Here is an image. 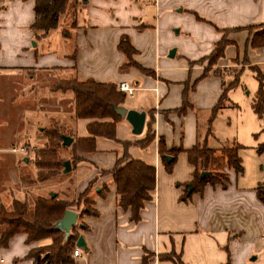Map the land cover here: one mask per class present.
Wrapping results in <instances>:
<instances>
[{
    "label": "crops",
    "instance_id": "0c3cea01",
    "mask_svg": "<svg viewBox=\"0 0 264 264\" xmlns=\"http://www.w3.org/2000/svg\"><path fill=\"white\" fill-rule=\"evenodd\" d=\"M34 4L35 0L0 1V209L43 190L24 186L22 178L35 174L34 162H29L32 157L17 158L9 148L23 146L22 152L29 155L45 146L44 128L56 122L72 125L73 96L60 88L62 80L115 84L127 80L135 90L122 105L146 112L142 133L133 134L130 124L120 119L117 140L97 137L96 151L83 154V161L59 183L61 193L72 190L76 196L93 184L91 207L96 214L77 218V224L86 226L79 229L86 250L78 247L81 255L72 257L73 264H178L161 257L171 252L181 264H264V201L257 190L259 186L264 190V174L240 176L224 164L225 187L206 184L181 199L194 166L181 152L168 171L158 153L159 138L168 149L177 145L189 149L202 136L193 108L207 111L217 103L222 82L214 74L216 68L257 65L264 71V47H249L248 30H236L264 22V0H86L68 31L57 32L56 27L45 35L31 27ZM223 36L229 40L224 54L208 68L204 59ZM123 37L133 48L130 57L119 48ZM185 85L193 86V92H184ZM185 96L192 107L175 112ZM223 108L238 106L227 97ZM94 120L78 119L77 136H90L86 125ZM149 124L154 139L146 147L123 145L143 139ZM212 138L219 148L238 143L229 137L223 142ZM124 153L155 167L152 198L138 222L117 207L116 185L109 173ZM67 187L70 191L64 190ZM50 243V238L28 241L27 234L19 232L0 246V257L7 264H34L27 257L29 251Z\"/></svg>",
    "mask_w": 264,
    "mask_h": 264
},
{
    "label": "trees",
    "instance_id": "16d2710c",
    "mask_svg": "<svg viewBox=\"0 0 264 264\" xmlns=\"http://www.w3.org/2000/svg\"><path fill=\"white\" fill-rule=\"evenodd\" d=\"M75 1L80 5V8L82 6L81 0ZM69 3L70 0H35V20L31 26L32 29L45 35L56 28L60 16L67 10ZM239 29L248 30L249 47H264V22L236 28V30ZM228 43L229 40L225 36L215 43L212 52L205 58L210 66L214 65L223 56ZM119 48L129 57L133 53V48L126 37L121 38ZM245 60L244 58L243 61ZM236 61L235 58L234 64ZM133 65L145 73H150L149 70L136 63H133ZM248 67L254 72L258 81L251 107L256 116L262 121V131H264V71L257 65H249ZM244 68L245 66L242 65L216 68L214 70V74L221 78L222 93L217 103L210 110L207 121L208 126L224 105L228 91L240 84V76ZM226 76L230 77L229 81ZM59 85L62 90L70 91L73 96V110L69 118L72 125L65 126L56 122L43 129L42 134L45 136L46 145L36 152L34 163L36 179L29 175L24 177L33 184L34 181L42 183L52 178L66 176L68 173H63L64 161L69 160L73 169L79 162L83 161V154H91L96 151L95 141L97 137L117 140L116 123L122 118L115 113V108L122 105L126 95L117 90L115 83H101L92 79L80 81L73 78L64 79ZM188 107H192V105L188 103L185 96L182 106L174 111L184 113ZM153 113V110L149 111L151 116ZM80 118L95 119L86 125V130L90 135L88 137H78L76 134L74 123ZM104 118H110L111 120H97ZM210 133V128H206L202 136L198 135V140L189 149H184L181 145L171 146L168 149L163 138L158 140V153L168 171L171 170L172 164L181 152H186L189 163L194 166L193 179L190 182L193 189L188 193L187 184L181 199H185L192 192L202 191L206 184H220L225 187L228 176L223 170L224 164L237 175L243 173L242 159L238 151L241 145L235 143L233 146L211 148L207 144V137ZM62 136L72 138L68 146L63 144ZM153 139L154 133L149 124L143 139L135 142L125 141L123 145L127 147L130 144H138L146 147ZM256 151L258 153L264 152V140L256 146ZM168 155L172 157L170 162L166 161ZM202 172H206V174L201 176ZM109 173L116 185L117 207L122 211H129L130 221L138 222L141 219L140 212L145 203L152 198L151 191L155 185V167L124 153L116 160ZM92 185L90 182L88 187L77 196L72 190L64 194L42 190L31 198L14 200L10 208H1L0 246H5L8 239L19 232L26 233L28 241L50 238L51 243L49 245L30 250L27 257L33 258L34 264H73V249L80 235L79 229H84L86 226L81 222V226L75 225L69 234L65 235L63 231L55 227V223L62 218L66 209L78 211L80 218L85 214H96L91 207L93 202L90 196L93 192ZM70 189V187H67L68 191ZM257 190L259 198L264 201L262 186H259ZM146 259L147 257L144 256V263ZM178 264H181L180 260H178Z\"/></svg>",
    "mask_w": 264,
    "mask_h": 264
},
{
    "label": "rangeland",
    "instance_id": "374dc122",
    "mask_svg": "<svg viewBox=\"0 0 264 264\" xmlns=\"http://www.w3.org/2000/svg\"><path fill=\"white\" fill-rule=\"evenodd\" d=\"M75 2H76L75 0H70L67 10L60 16L59 23L57 26L58 27L57 32H59L61 28L63 31H68L70 29V25L74 24V18H76L77 16L76 9H78L80 6ZM35 40L42 41L43 39L40 38ZM50 44H53V42ZM204 60H200L199 62L201 61L203 62ZM206 61H207V66L209 68L210 65L208 64V60ZM201 76L204 77L203 74ZM226 79H228L229 81L230 77L226 76ZM256 80L257 79L255 77L254 72L248 68H245L240 76V84L245 88L243 89V87H241V85L239 84L240 85V86L238 85L239 87L235 88L234 90L232 89V91L227 94V97H230L232 101L237 103L238 109H230V108L224 109L223 108L224 105H223L222 108L216 113L209 126L207 121L209 119L211 109L204 111V110H198L197 108H193L196 114L198 113V125L200 124V127L204 131L206 128L208 127L210 128L211 133L207 137V144L209 147L219 148L220 144L219 145L216 144V140H214L213 138L210 139L211 137L215 136L216 138L220 139L222 142L225 141L227 137H229V139H234L239 143V145H241L240 147L241 149L244 148L240 157L242 159L243 172H246V175H244L245 173H242L241 175L249 176V178L258 171L264 174V153L263 154L258 153L255 149V147L263 141L264 133L263 131H261L262 129L261 123L257 119L256 115L253 113L250 104L251 100H253L254 93L257 89ZM196 81L197 80L193 81V85L195 84ZM184 88L185 91H189L190 89V92H193V86L189 88L187 85H185ZM233 96H236L237 100H233L232 98ZM129 100L130 98L128 96H125L124 102L126 103ZM224 104H226V100L224 101ZM11 113L15 114L16 112L11 110ZM14 116L16 117L17 113ZM18 142L20 143V141ZM224 146H233V144H226ZM44 147L45 146L36 147L34 151L29 155H26L23 152L19 151L15 153V156L21 159L26 156L29 158L32 157V159L29 162L35 163L36 152H38L40 149ZM63 155L66 156L65 154ZM32 176L36 179L34 173ZM64 177L66 176L52 178L49 181L42 183L34 181V184L33 182H29L28 179L24 178L23 182L24 181L25 182L23 184L24 186L30 185L34 187L40 184L38 185V187H41L43 190H45L44 192L56 191L59 194H64L65 191H62L61 193L60 189L62 188H60L61 186H59L60 181H62L61 179ZM27 182L29 183L27 184ZM32 196H34V194L28 193V196H25V199L31 198ZM165 256L176 260V262L178 263V256L176 253L174 254L171 252Z\"/></svg>",
    "mask_w": 264,
    "mask_h": 264
},
{
    "label": "water",
    "instance_id": "95a60500",
    "mask_svg": "<svg viewBox=\"0 0 264 264\" xmlns=\"http://www.w3.org/2000/svg\"><path fill=\"white\" fill-rule=\"evenodd\" d=\"M85 2L86 0H81ZM175 48L169 50L168 55L172 57L174 55ZM115 113L120 116L121 118L125 119L131 126V132L135 135H139L142 133L145 119H146V112L145 111H138L134 109H127L123 105H119L115 108ZM63 144L68 146L72 138L68 136H62ZM172 160L171 156H166V161L170 162ZM63 173H69L71 170V163L69 160L64 161L63 163ZM206 172H202L201 176L205 175ZM193 187L192 184H188V193L192 191ZM78 213L72 209H66L62 218H60L55 223V227L59 228L61 231L64 232L65 235H68L72 227L75 225L81 226L82 224H77ZM77 247L86 250V243L84 241V237L80 234L75 242Z\"/></svg>",
    "mask_w": 264,
    "mask_h": 264
},
{
    "label": "built area",
    "instance_id": "2783aa9c",
    "mask_svg": "<svg viewBox=\"0 0 264 264\" xmlns=\"http://www.w3.org/2000/svg\"><path fill=\"white\" fill-rule=\"evenodd\" d=\"M2 1V0H0ZM117 90L124 93L128 97H132L134 94L135 86L133 83L127 81V80H122L119 81L117 84ZM9 151L11 152H22L25 151V148L23 146L17 147V146H12L9 148ZM80 249L78 247H75L73 249V256L78 257L80 256ZM0 264H7L6 260L3 257H0Z\"/></svg>",
    "mask_w": 264,
    "mask_h": 264
}]
</instances>
